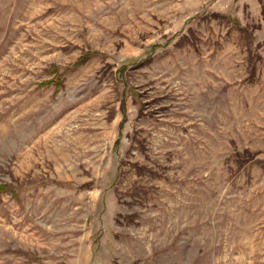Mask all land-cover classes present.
Instances as JSON below:
<instances>
[{
  "label": "rangeland",
  "instance_id": "1",
  "mask_svg": "<svg viewBox=\"0 0 264 264\" xmlns=\"http://www.w3.org/2000/svg\"><path fill=\"white\" fill-rule=\"evenodd\" d=\"M0 264H264V0H0Z\"/></svg>",
  "mask_w": 264,
  "mask_h": 264
}]
</instances>
